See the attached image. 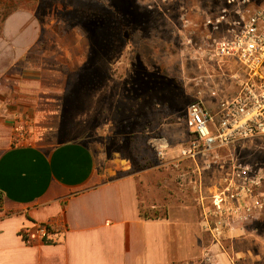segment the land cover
<instances>
[{
    "label": "crops",
    "instance_id": "obj_1",
    "mask_svg": "<svg viewBox=\"0 0 264 264\" xmlns=\"http://www.w3.org/2000/svg\"><path fill=\"white\" fill-rule=\"evenodd\" d=\"M40 37L32 12L16 10L2 22L0 264H198L204 232L191 163L171 168L188 178L153 203L135 175L118 176L101 160L98 146L65 138L66 85L57 79L66 73ZM22 114L31 117V137L12 144ZM163 203L164 213L151 214ZM37 223H50L51 233L38 235Z\"/></svg>",
    "mask_w": 264,
    "mask_h": 264
},
{
    "label": "rangeland",
    "instance_id": "obj_2",
    "mask_svg": "<svg viewBox=\"0 0 264 264\" xmlns=\"http://www.w3.org/2000/svg\"><path fill=\"white\" fill-rule=\"evenodd\" d=\"M223 2L0 0V31L3 20L13 11L37 16L40 48L50 55L53 66L58 64L66 73L64 79H57L66 85L59 95L64 100V137L98 146L101 160L115 169L116 175H135L146 197L156 203L159 195L166 197L176 191L175 179L179 184L188 178L186 173L177 176L171 169L174 165L166 164V157L188 146V106L201 94L208 98L210 90L194 80L206 74V64L200 69L197 61L182 51L180 29H189L182 17L197 22L202 30L204 21L217 13ZM82 50L83 61L76 58ZM229 75L225 68L218 69L215 78L222 83ZM17 123L26 129L20 140ZM30 124V115L16 117L12 144L29 140ZM238 147L236 156L240 155L244 163H264V139ZM161 149L166 156L159 154ZM185 162L183 169L192 163L188 159ZM189 173L194 176L193 169ZM205 177L204 193L214 181L213 173ZM159 185L163 191L158 190ZM162 205L166 203L153 208L151 214L164 213ZM208 239L204 233V243ZM234 241L239 255L251 251L246 264H264V217L251 223Z\"/></svg>",
    "mask_w": 264,
    "mask_h": 264
},
{
    "label": "built area",
    "instance_id": "obj_3",
    "mask_svg": "<svg viewBox=\"0 0 264 264\" xmlns=\"http://www.w3.org/2000/svg\"><path fill=\"white\" fill-rule=\"evenodd\" d=\"M182 22L189 27L180 29L182 51L200 69L206 64V74L194 80L210 90L208 98L201 94L189 104L191 139L166 163L176 169L187 159L192 162L201 227L212 247L224 251L227 242L243 236L251 223L264 217V163H244L236 156L238 146L264 139V0H224L202 30L188 17L183 16ZM224 68L230 79L220 83L215 74ZM16 130L22 139L25 126L17 123ZM159 154L166 156L164 149ZM208 173H213L214 181L204 193ZM35 231L45 237L51 233L50 223H37ZM23 235L31 241L28 231ZM207 252L204 246L198 264L245 260L239 252L214 263Z\"/></svg>",
    "mask_w": 264,
    "mask_h": 264
},
{
    "label": "flooded vegetation",
    "instance_id": "obj_4",
    "mask_svg": "<svg viewBox=\"0 0 264 264\" xmlns=\"http://www.w3.org/2000/svg\"><path fill=\"white\" fill-rule=\"evenodd\" d=\"M205 234L208 235L207 233ZM204 246L206 250L208 251L207 254L211 257L214 263H218L220 261L222 262L227 261L229 257L231 258V254L239 253L236 251L237 243H235V241L227 242L226 247L224 248V251H221V250L218 251V249H215L212 247V244L210 243V236H209V239L206 243H204ZM241 253H244L243 254L244 256L242 257H245V260L243 258H240L239 260H237V264H246L245 261L248 260L247 253L250 255L251 251L248 250V252L246 253L245 252H241ZM201 264H207V263L202 261Z\"/></svg>",
    "mask_w": 264,
    "mask_h": 264
},
{
    "label": "trees",
    "instance_id": "obj_5",
    "mask_svg": "<svg viewBox=\"0 0 264 264\" xmlns=\"http://www.w3.org/2000/svg\"><path fill=\"white\" fill-rule=\"evenodd\" d=\"M7 15H8V14H7ZM144 216H146V217H147V216H149V215H144Z\"/></svg>",
    "mask_w": 264,
    "mask_h": 264
}]
</instances>
